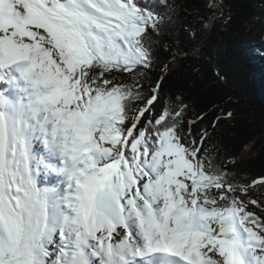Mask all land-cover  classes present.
<instances>
[{
	"label": "trees",
	"instance_id": "1",
	"mask_svg": "<svg viewBox=\"0 0 264 264\" xmlns=\"http://www.w3.org/2000/svg\"><path fill=\"white\" fill-rule=\"evenodd\" d=\"M131 1L143 22L135 65L87 56L56 69L83 106L116 103L126 143L105 145L110 160L124 171L135 162L143 175L159 170L169 140L185 133L184 155L214 216L242 208L233 189H252L264 211V0ZM253 210L243 207L239 221L264 231V215Z\"/></svg>",
	"mask_w": 264,
	"mask_h": 264
},
{
	"label": "rangeland",
	"instance_id": "2",
	"mask_svg": "<svg viewBox=\"0 0 264 264\" xmlns=\"http://www.w3.org/2000/svg\"><path fill=\"white\" fill-rule=\"evenodd\" d=\"M61 1L60 10L65 17L62 27L51 23L41 25L29 19L26 33L20 34L18 27L0 29V42L3 43L4 39L8 38L14 41L15 54L30 53L31 59L37 65V73L44 82L47 81L49 84L45 85V96H49L51 85L60 88V97L63 99L59 108L65 112L63 116L65 119L70 118L71 115L74 116L77 112H83L93 118L97 117L96 115L101 111L105 112V116L98 121L89 146V149L99 154L100 162L95 170L74 182L71 192L68 191L70 184L64 183L61 201L55 196L49 200L53 193H58L60 186H52L51 189L55 190L52 193L49 189L50 192L46 193L47 199H42L41 193L35 192L32 188L20 189L12 193L6 186L3 187L4 191L11 194L16 205L4 217L6 222H0V264H74L80 252L86 255V258H82L84 263L90 261L88 264H105L102 257L108 256V252L112 250L110 247L112 238L117 244L127 246L124 240L129 238L128 221L135 225L140 224L142 221H148L149 216L156 211L162 212V218L163 205L167 202H175L173 200L176 199L184 204L190 215L198 214L201 219L202 230L197 232L196 238L199 250L208 257V264H225L228 259V256L220 251L221 246L217 243L227 217L231 219L228 223L233 225L236 222L241 231L242 241L248 249L245 252L253 261L250 264H264V231L259 228H254L250 232L246 231L238 217L243 207H247L248 210L254 209L264 215V211L257 208L258 202L255 201L252 189L230 191L232 196L242 200L240 204L242 208L235 206L233 211L223 218L209 212L211 207L202 201L203 192L200 191V185L194 182L193 165L187 163V156L184 155L190 143L185 133H179L175 142L169 140L170 146L161 157L159 170L156 165L153 170L151 169L152 171L145 169L143 175L137 171L141 168L134 162L133 167L125 168L128 172L125 174L124 164L110 160L112 159L110 156L111 162L107 164L109 160L105 161L104 157L110 154V150L103 145L109 138H118L115 133L111 135L118 130L115 126L118 119L116 103L100 101L82 109L85 108L82 105L85 102L74 94L71 89L74 86L70 88L64 84L66 80L60 81L61 74L56 69H73L82 64L87 56H92L101 62L112 59L115 62L135 65L139 60L135 42L142 32L143 22L134 13V4L131 0H100L104 3L108 14H115L121 18L104 24V19L90 14L76 1ZM92 7L97 9L96 5ZM113 9L119 10L120 13H116ZM23 13H19L14 19H19ZM11 20L12 17L6 16L1 19V25L5 27ZM24 20L25 18L21 19V22ZM53 122L50 121L52 124L50 133L55 127ZM60 122L64 124V119L62 118ZM120 136L119 141L123 140L125 144V137L121 134ZM50 137L51 135H48V140ZM98 147L103 150L98 152L96 149ZM249 148L250 146L244 148L240 159L245 158ZM147 165L154 166L153 163H147ZM30 169L32 171L31 167ZM81 183L90 197L89 204L85 205L87 214L83 206L77 202L74 191ZM263 189L264 185L261 184L258 190ZM71 193L73 197L69 198ZM168 195H171L172 201L167 199ZM103 197L109 200L111 208L107 207L108 213L100 219L97 217L99 213L101 214L98 203ZM114 202L117 208L120 206L124 211V218L117 216L114 212L116 210ZM81 209L86 214L83 218L80 216ZM112 213H114V219L117 218L119 228L105 229L102 220ZM59 217L60 220H58ZM85 218L89 219L90 225L85 223ZM60 231H63L65 235L62 236ZM131 240L135 242V239ZM81 242L84 248L79 245ZM139 243V247L142 246L143 238H140ZM51 253L52 258L49 256ZM117 254L119 255L118 252ZM246 259L249 264V259ZM77 262L76 264H79Z\"/></svg>",
	"mask_w": 264,
	"mask_h": 264
},
{
	"label": "bare ground",
	"instance_id": "3",
	"mask_svg": "<svg viewBox=\"0 0 264 264\" xmlns=\"http://www.w3.org/2000/svg\"><path fill=\"white\" fill-rule=\"evenodd\" d=\"M75 1L90 14L92 13L96 17L104 19L103 24L117 18L118 20L121 19L115 14H108L105 11L106 8L104 3L100 0H74V2ZM61 4V0H4V3L0 8V29L18 27L20 34L26 33L29 19H32L41 25L51 23L58 27H62L65 22V17L60 10ZM92 5H96L97 9L93 8ZM113 11L118 14L120 13L119 10L113 9ZM19 13H23L21 16L22 18L20 17L17 20L14 19ZM6 16L12 17V20L10 21V24L8 23L9 25H5L4 27L1 25V19ZM23 18H25V20L21 22V19ZM55 30L57 31V28ZM10 49V47L6 48L5 51H8L9 53ZM33 56L35 57V55ZM26 80L30 81L31 87L22 86L21 90H18L16 87L7 86L4 90L9 93L12 101L8 106L4 107L0 102V110H3L5 113L9 137L7 172L4 176L0 177V222H6L4 217L8 212H11L16 205L11 194L3 190L4 186L12 191V193L17 192L20 189L32 188L35 192L41 193L43 197L42 199H47L46 193L50 192L49 189L53 193L55 189L52 190V186H60L59 190H57L58 193H53V195L49 197V200L55 196L56 199H60L61 201V196L64 193V183L67 182L70 184L68 191L71 192L74 188V182L80 180L81 176H83L77 166L81 167L84 170V173H90L97 168L98 163L100 162L99 154L90 149L88 150V157H84L79 163L73 161V154L70 152L69 147L72 145V142L70 144V138L73 137L74 133L76 134V130L73 126L68 127L65 123L62 124L60 122L65 113L62 112L59 107H54L52 105L51 102L53 101V98L50 96L51 90L49 91V96H45V85L43 80L39 76L30 77ZM3 85L4 84L0 82V86ZM23 85H25V82H23ZM23 92L27 93L28 98L21 99V96H24L22 94ZM104 113V111H101V113L97 114V117L99 119L103 118L105 116ZM68 120H72V118L70 117V119H67L66 121ZM50 121H54L53 124L55 125L54 130L51 133L49 132L52 127ZM45 129L47 130L45 131ZM48 135H51L49 140ZM62 135H65L67 138ZM29 166L32 168V171ZM74 191L77 197V202L83 206L87 214L85 205L89 204L90 197H88V195L87 197L85 196V198L84 195L81 196L82 193H86L87 190H85L81 183L76 186V190L74 189ZM71 197H73L72 193L69 198ZM73 199L75 200V198ZM98 204H100L101 214L99 213L97 217L102 219V216L108 213L106 208H111L110 203L106 197H103ZM113 204L115 205L116 210H114V212L117 216L124 218L123 216L125 215L122 208L119 205V208H117L115 202ZM84 214L85 213L81 209L80 216L82 218ZM159 214L160 213L156 211V219L153 222L142 221V223L135 225V223L128 221L129 226H127V228L131 239H135V242L130 238L125 239L129 242L130 246L126 247L117 244L111 237L112 240H110V246L115 253L113 252V256L110 258L104 257V261H106L107 264H118L123 259L120 260L124 254L129 256L132 250L139 249L138 244L140 238H143L144 241L147 240L154 243L163 230V227H161V229L158 228ZM26 216L28 217V214ZM228 218L229 217L225 220L223 227L230 224L228 221L231 219ZM60 219L61 218L59 217L58 220ZM102 222L103 226L106 227L105 229L119 228L117 218L114 219V213L109 215L108 218L102 220ZM85 223L90 225L88 218H85ZM162 223L168 225L170 220H165L163 217ZM111 235L113 236V231L111 232ZM242 237L243 236L236 222L231 225V227H225L220 231L217 243L221 246L220 251L228 256L225 264H232L231 245L234 241H236L237 246L245 258L246 264H248L246 258L249 259V264L251 263L252 260L245 252L247 246L244 245L245 242L242 241ZM79 245L81 248H84L82 242ZM84 255L85 254L78 255L76 257V262L78 261L77 263L79 264L84 263L82 260ZM76 262L74 264H76ZM84 264L87 263L85 262Z\"/></svg>",
	"mask_w": 264,
	"mask_h": 264
},
{
	"label": "water",
	"instance_id": "4",
	"mask_svg": "<svg viewBox=\"0 0 264 264\" xmlns=\"http://www.w3.org/2000/svg\"><path fill=\"white\" fill-rule=\"evenodd\" d=\"M4 0H0V8L3 5ZM8 127L5 120L3 111H0V176H4L7 170V153H8ZM232 263L233 264H246L240 249L237 244L234 243L232 249Z\"/></svg>",
	"mask_w": 264,
	"mask_h": 264
}]
</instances>
